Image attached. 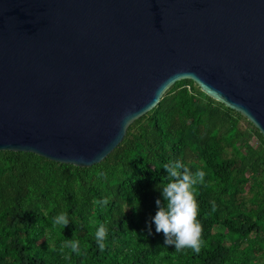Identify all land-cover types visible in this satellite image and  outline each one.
I'll return each instance as SVG.
<instances>
[{
  "label": "water",
  "instance_id": "1",
  "mask_svg": "<svg viewBox=\"0 0 264 264\" xmlns=\"http://www.w3.org/2000/svg\"><path fill=\"white\" fill-rule=\"evenodd\" d=\"M181 80L264 138V0H0V151L92 167Z\"/></svg>",
  "mask_w": 264,
  "mask_h": 264
},
{
  "label": "trees",
  "instance_id": "2",
  "mask_svg": "<svg viewBox=\"0 0 264 264\" xmlns=\"http://www.w3.org/2000/svg\"><path fill=\"white\" fill-rule=\"evenodd\" d=\"M175 160L205 173L196 186L199 253L164 245L151 223L164 165ZM61 211L69 224L54 229L50 218ZM100 224L108 229L103 248ZM70 240L79 241L77 253ZM0 264H264V138L181 80L92 167L0 151Z\"/></svg>",
  "mask_w": 264,
  "mask_h": 264
},
{
  "label": "clouds",
  "instance_id": "3",
  "mask_svg": "<svg viewBox=\"0 0 264 264\" xmlns=\"http://www.w3.org/2000/svg\"><path fill=\"white\" fill-rule=\"evenodd\" d=\"M128 122V116L123 123ZM167 182L160 185V199L156 200L157 209L151 217V223L157 233H163L164 245H171L179 252L190 248L199 253L201 240V225L197 219L199 206L196 200V186L202 184L205 173L202 170L191 171L180 160L170 161L164 165ZM103 207L108 199L96 201ZM70 217L67 211H61L50 218L54 229H63L69 224ZM151 231V229H149ZM108 229L100 224L95 231V239L100 248L104 247ZM66 247L71 252L79 251V241L70 240Z\"/></svg>",
  "mask_w": 264,
  "mask_h": 264
},
{
  "label": "rangeland",
  "instance_id": "4",
  "mask_svg": "<svg viewBox=\"0 0 264 264\" xmlns=\"http://www.w3.org/2000/svg\"><path fill=\"white\" fill-rule=\"evenodd\" d=\"M251 144L253 145V146H256V145H258L259 144V142L257 141V139L256 138H252L251 139Z\"/></svg>",
  "mask_w": 264,
  "mask_h": 264
}]
</instances>
